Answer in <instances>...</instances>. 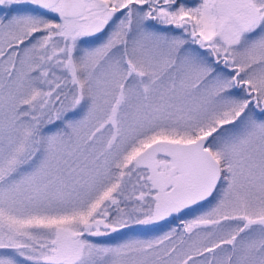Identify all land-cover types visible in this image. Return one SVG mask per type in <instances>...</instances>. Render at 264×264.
Returning a JSON list of instances; mask_svg holds the SVG:
<instances>
[{"label": "snow or ice", "instance_id": "6c2138e0", "mask_svg": "<svg viewBox=\"0 0 264 264\" xmlns=\"http://www.w3.org/2000/svg\"><path fill=\"white\" fill-rule=\"evenodd\" d=\"M0 264H264V0H0Z\"/></svg>", "mask_w": 264, "mask_h": 264}]
</instances>
